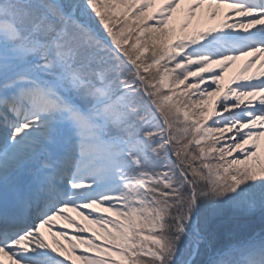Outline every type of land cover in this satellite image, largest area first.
I'll return each mask as SVG.
<instances>
[{
	"label": "snow or ice",
	"instance_id": "obj_1",
	"mask_svg": "<svg viewBox=\"0 0 264 264\" xmlns=\"http://www.w3.org/2000/svg\"><path fill=\"white\" fill-rule=\"evenodd\" d=\"M77 262L264 264V0H0V264Z\"/></svg>",
	"mask_w": 264,
	"mask_h": 264
},
{
	"label": "rangeland",
	"instance_id": "obj_2",
	"mask_svg": "<svg viewBox=\"0 0 264 264\" xmlns=\"http://www.w3.org/2000/svg\"><path fill=\"white\" fill-rule=\"evenodd\" d=\"M215 23V22H213ZM244 61L243 60H238L235 62V65L230 68L228 70V72L225 74V79L223 81H221V85H227L229 83V81L235 77L238 73V70L242 67ZM257 69L256 67H253L250 72L248 74H251L253 72H256ZM60 222H58L59 224ZM44 236H45V239L49 242V243H52V240H53V237L48 233L47 229L44 230ZM61 243H65V241L61 240L60 241ZM77 264H79V262H77Z\"/></svg>",
	"mask_w": 264,
	"mask_h": 264
}]
</instances>
